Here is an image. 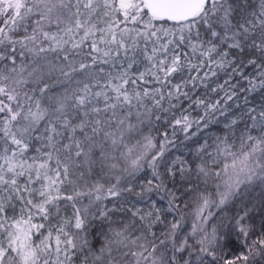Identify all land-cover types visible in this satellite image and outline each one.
Returning a JSON list of instances; mask_svg holds the SVG:
<instances>
[{"label":"snow or ice","instance_id":"obj_1","mask_svg":"<svg viewBox=\"0 0 264 264\" xmlns=\"http://www.w3.org/2000/svg\"><path fill=\"white\" fill-rule=\"evenodd\" d=\"M257 95L264 0H0V264H264Z\"/></svg>","mask_w":264,"mask_h":264},{"label":"trees","instance_id":"obj_2","mask_svg":"<svg viewBox=\"0 0 264 264\" xmlns=\"http://www.w3.org/2000/svg\"><path fill=\"white\" fill-rule=\"evenodd\" d=\"M262 100H264V96L257 95V96H256V99H255V101H253V103L259 105V103H260ZM175 114L178 116V115H179V112H177V113H175ZM193 115H195V113H193ZM168 119L170 120L171 117L169 116ZM162 127H163V125H162Z\"/></svg>","mask_w":264,"mask_h":264}]
</instances>
